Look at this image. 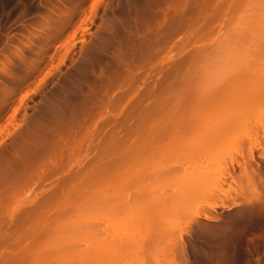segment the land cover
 Returning a JSON list of instances; mask_svg holds the SVG:
<instances>
[{"label": "rangeland", "instance_id": "1", "mask_svg": "<svg viewBox=\"0 0 264 264\" xmlns=\"http://www.w3.org/2000/svg\"><path fill=\"white\" fill-rule=\"evenodd\" d=\"M152 1L153 2H151V0H2V1L0 0V66H1L0 67V97H1L0 98V141L3 142L2 144H0L1 145L0 151L2 153L4 151V153H5V154L4 153L2 154L0 152V155L12 156V154L14 153V150L12 148V146H13L12 143L14 142V140L16 142L17 138H18L17 140H19V138L22 135H25V134L28 135L30 133H31L30 135H38L41 132V130L37 125H35L37 120L38 121L41 120L42 123H44V128L46 129L44 131H47L48 125L53 123L56 118H57V120H60V119H58V117H59V115L61 116V114H62L61 120H63V118L65 116H67L68 112L70 111V108L71 109L76 108L74 106H77V111H76V109H73L70 112L72 113V111L74 112V110H75V112H78V110L81 109V107L84 105V103H85L84 101L89 98L90 94H91L90 97H92V91H94L96 88L100 89L102 87L103 83H102V85H100V84H101V82H104L105 77H106L105 80H107L108 76L111 77L113 74L121 73L122 70L125 69V67L122 66V63L126 65V61H129L127 63L129 65L130 64L133 65L134 64V63H132V62H134L133 50L136 47V45L138 46L139 42L141 43V40H143V38L146 37V36H144L145 32L146 31L149 32L148 31L149 30L148 24L151 23L152 20L155 19L153 21V23H154L155 21H157V18L159 16L160 19L158 18L159 19L158 22L160 21L159 22L160 24L157 22L161 26V30L159 32L162 35L165 32H167V28L164 29L167 26L166 25L167 23L165 21L166 19H164V21H163L162 11L164 9L165 10L170 9V7H171V9L175 8L174 5L176 4V1L178 3V0H175V1L174 0H164V1L163 0H157V1L152 0ZM159 1H160V3H159ZM162 1H163V3H162ZM170 1H171V3H170ZM173 1L175 4L173 3ZM191 1L192 0H190V3H191ZM193 1L195 2L196 0H193ZM166 2H168V3H166ZM261 2H263V0ZM164 4H166L167 6ZM170 4L173 5V8H172V6H170ZM192 4H193V2H192ZM262 4L264 5V3L256 4V5L261 6ZM168 5H169V7H168ZM185 5L186 6H184L182 4V7L176 6V8L178 7V9H179V7H181L180 11H178L177 9L175 11L173 9L175 11V13L171 14L174 16H171L170 18L173 19V17H178L179 12H182L181 9L183 7L187 8L188 4H185ZM161 6H163V8ZM242 6H244V7H242V8L240 7L238 9V12L242 13V14L240 13L241 15H243V13L246 12L244 9L245 5H242ZM258 6H257V8H258ZM142 8H143V10H141ZM157 8L160 10H158ZM246 8H248L247 9V11H248L249 7H246ZM156 9H157V11H155ZM243 9L245 12H242ZM262 9L263 8L261 7V9L259 8L258 10L262 11ZM151 10L154 12H152ZM184 10H186V9L183 8V11ZM153 13H155V14L153 15ZM236 14H237V16H240V14L235 12V14H234L235 19H237ZM145 15H148V17ZM150 16H152L154 18L152 19V17L150 18ZM140 18H142V19H140ZM144 18H146V20L147 19H149V20L146 21ZM170 18H167V20ZM143 19L148 23V24L146 22L143 23V26H145L147 24V26H145L146 28L144 27L145 29H142V27H141L142 23H140V22H142ZM172 19H170V20H172ZM200 21L199 22L197 21L198 22L197 23L194 20L192 23L195 22L196 23L195 27L198 28L199 26H202V24H203V21H201V23H200ZM217 21L218 22L214 23L215 28H216L215 34L212 32V34L210 35L212 37L214 36L213 40L216 41V43L212 40V37L211 38L208 37V40L207 39L201 40V39L196 38V40L194 39L191 44L189 43V45L181 47L183 45V42H181L183 35H185V36H186V34H187V36L191 35L192 30H195L194 29L195 27L192 24L193 25L192 30L187 31L186 29H183L182 31H180L181 33L178 32L174 36L175 38L173 37L174 39H171L170 41H168L169 45H168V43H166V45H164L166 47L162 48L163 51L161 50L163 53L160 51L158 54H156L157 57L154 56V57H151V59H147L148 61L147 60L145 61L146 65H145V63H143L144 66L143 65L141 66L140 72L142 71V67H145V66H146L145 68L147 70H144L145 68L143 69L144 71L141 72V74L144 73L143 75H140V72H139L140 78L138 81L137 80L134 81V78H133V79H131V81L129 80L130 83L126 82L125 84H123L125 87L120 86L119 88L116 89L115 93L111 94L113 96L116 95V97H117V96H120L121 95L120 93H122V92L123 93L125 92V94H126V92H128L127 95H125L126 100L123 98V102L118 103L119 105L113 106V107H116L117 109L116 108L113 109V107L111 106L112 109L114 110L113 115H111L112 118H111V116L109 117V119H111V120H109L107 117L101 118L98 116L97 120H95L96 123L91 124V127L93 126L92 128H95V129L101 130V131H102L101 127H103V125H107V126L103 127L105 129L104 132L107 130L106 131L107 133L105 132L106 135L104 134V132L102 133L104 135H101V134H98L96 136L93 135V138L89 142V144L93 143L94 145H98V142H103V141L105 143V141H106L105 138L109 137V134L112 131V128L114 130L113 126L116 125V127H117L118 122L120 120H123L124 117L126 118V116H127L126 111L128 109L127 106H129V108L130 107L133 108L134 103L136 104V102L146 92L145 88L148 86L147 82H149V76L151 79V76L153 74H154V76L157 73L161 74L162 72L160 71V69L162 68V65H163L162 69L164 70V65H168L169 61H172L174 58L176 59L177 57H178V59L182 58L183 56L188 55L187 53H189V54H190V52L192 53V51H190V50H193V47H195L196 45H198L196 47H199L200 44L205 42V43H208V46H209L210 45L209 42L213 41L214 43L211 42V45L209 46V48H210L212 46V44L213 45L215 44L214 50H212L213 48L211 47L209 49L211 51L209 53H206L207 55L204 56V58L202 57L201 60H203V61L201 63H197V65L199 66L198 67L199 70H200L202 65L205 67V68H202V70L203 69L205 70L207 68L210 71L212 69L211 72H209L208 70H206V72H204V76L207 77V79L210 78V79L206 80V78L203 76V78L206 80V83H207V81H209V83L205 84V85L213 84L214 78H215V80H218L219 79L218 77H220L222 71L223 72L226 71L227 68L233 69L232 66H235L233 61H235V63H236V60L228 59V57L230 58V57H232V55L235 56V54H236V56H237V57L235 56L236 58H239L240 56H243V55L244 56L242 58H244L246 56L247 51L252 46V44L249 45L251 43V42L248 43L249 41H247L246 43L243 42L245 44L244 49H243L244 44H242V42H241L242 45H240V43H238L239 44L238 45V44H234V43L230 44V43L225 42L224 44H220V45L218 44L220 46V48H218V45H216L217 41L220 42L221 38L223 36L227 35V34H224L225 30L226 31H231V30H229L230 28L227 29V26L225 28L226 22H224V26L222 27L223 23H221V20L220 21L217 20ZM161 22H163V23L165 22L164 25H166V26H163V23L161 24ZM257 22L255 23L256 25H258L259 23H262L261 20L259 21L258 24H257ZM135 23H136V25H135ZM137 23L138 24L140 23V26H138ZM154 24L156 25V23H154ZM158 24L156 26L160 27ZM49 25H50V27H49ZM151 25H152V23L150 24V26ZM256 25L254 27H261L262 26L261 24H260V26L259 25L256 26ZM190 26H191V24H190ZM203 26H204V24H203ZM189 27L187 29H191ZM262 27H264V25ZM222 28H224V29H222ZM137 29H138V31H136ZM146 29H148V30H146ZM221 29H222V31H220ZM162 30H165L164 33ZM245 30H246V28H245ZM247 30H248V27H247ZM251 30H252V28H251ZM257 30H259V29H257ZM139 31L140 32L142 31L143 33L141 32V35H140ZM189 32H190V34H189ZM249 32H250V30H249ZM218 33L219 34L223 33L221 38L218 37V36H221V35H218ZM246 33H248V32H246ZM256 33H258V32H256ZM137 35H138V37H137ZM141 37H143V38L141 39ZM186 37L183 38V41H185L184 39ZM227 37L225 36V38H227ZM217 38H219V39H217ZM225 38H223V39L225 40ZM136 39H138L139 41H137ZM131 40H133V42ZM178 41L181 42L182 44L179 45L180 43ZM134 42H136L137 44ZM176 42H178L177 43L179 46L178 48L181 47L180 50L177 48ZM71 44H72V46H71ZM228 44L231 46L230 51H229V47H228V49L226 47V46H228ZM223 45H225V46H223ZM234 45L237 47L241 46V48L243 49V50H241L239 47V49L242 51L240 56L238 54L240 52L239 49H236L237 47L234 48ZM174 46L176 48L175 51H174V49H175ZM216 46H217V48H216ZM221 46L224 47V51H222L223 48ZM67 47H70V48H67ZM141 47H139V48L136 47L135 49L136 50L138 49L137 51H139ZM177 49L179 50V52H176ZM195 49L196 48H194V50ZM232 49L234 51H232ZM246 49H247V51H245ZM122 50H124V51H122ZM172 50L174 51V53H177V55L175 54V56H174V53ZM236 50L238 51V53ZM16 51L18 52V54ZM64 51L65 52L70 51V52L65 53ZM118 51H119V53H121V56H122V54H124L123 55L124 59H122L121 65L119 62V59L121 60V56L118 53ZM125 51H127V52H125ZM170 51L172 53H169ZM186 51H188V52H186ZM116 52H117V54H116ZM223 52H226L227 54L228 53L229 54L227 55L226 53H223ZM131 54H133V55L131 56ZM125 56L127 57V59L132 58L133 61L130 59L129 60L125 59L126 58ZM212 56H214V57H212ZM219 57L224 60L223 61L224 63L221 62L222 60L220 61V63H217V62H219V59H220ZM113 60H114V62H113ZM124 60H125V63L123 62ZM149 60L150 61L152 60V62H154V63L150 62L151 65L156 63L155 65L160 66L159 67L160 69L158 67L156 68V66L150 67L149 66L150 64H148ZM116 62L117 63L119 62L118 64L121 66V68L123 67L121 70H120V67L118 68V66H116V65H118ZM166 62H168V63L166 64ZM147 64H148L149 68L147 67ZM217 64H219V65H217ZM220 64H221V66H220ZM111 65L113 67H111ZM114 65H115V67H114ZM224 65H227V67L226 66H225V68L222 67ZM215 66H216V69H215ZM236 66H239V65L236 64ZM100 67H101V69H100ZM126 67H127V65H126ZM208 67L211 69H209ZM217 67H218V70H217ZM112 68H113V70H114V68H116V70H115L116 73H114ZM156 69L158 70L157 73L155 71ZM132 70H134L133 66H132ZM199 70H198V73L199 72L203 73L201 70L200 71ZM213 70H214V72H213ZM215 70H217V71H215ZM101 71H102V74H101ZM227 71L224 73V75L226 73L231 72V70L230 71L227 70ZM108 72L111 73V76ZM159 72H161V73H159ZM215 72L217 74H220V75L216 76ZM219 72H221V73H219ZM206 73H208L209 75ZM213 73H214V76L210 77V74L213 75ZM103 74L104 75L107 74V75L104 77ZM224 75L222 74L221 77ZM89 77H91V78H89ZM95 77L101 78L102 80L101 79L98 80L96 78L97 81H99L100 86H98V83L97 84L95 83L98 87H96V88L94 87V90H93L91 87L94 86L93 84L95 81H93V80H95ZM212 77H214V78L212 79ZM145 82L147 84H145ZM90 85H92V86H90ZM84 86H86V87H84ZM207 87H210V86H207ZM83 89L84 90L87 89L88 91L87 90L84 91ZM118 91H119V93H118ZM65 92H66V94H65ZM72 92H74V93H72ZM81 92H84V94H82ZM129 92H130V94H129ZM3 93H5L4 96H3ZM76 93H79V94H76ZM86 93L87 94L89 93V95H87ZM110 93H112V92H109V94ZM8 94H9V96H8ZM83 95H84V97H83ZM5 96H7V97H5ZM85 96L86 97L88 96V97L85 99ZM93 96H94V94H93ZM64 98H66V99H64ZM24 99H25V101H24ZM83 99H84V101H83ZM61 100H64V101H61ZM79 100H81L80 103L84 102V103H82L83 105L81 104L82 106L81 105L78 106V104H80V103H78ZM53 103H55V104H53ZM63 103H65V104H63ZM110 103H111V101H110ZM21 105H23V106H21ZM71 105H72V107H71ZM144 106H145V104H144ZM46 107H47V109H46ZM48 107L50 108L49 110H48ZM19 108H20V110H19ZM51 108H52V110H51ZM53 110H54V112H53ZM255 110L257 111L259 109H257V108L252 109V114L250 112H248V114H250V116L247 114L246 110L242 111V109L239 111L238 110L236 111L239 113L234 112V113H230V114L221 116V119L223 117V120H221L222 122H221L220 126L222 128L224 127L223 128L224 130L221 128L222 131L217 130V131H215L216 133L214 131H212L215 134H211V131L207 132L206 130L203 131V129H200V130H198L199 132H197L198 135H193V134L191 136L187 135V137H189V140L192 139L191 142L190 141L189 142L191 144L195 145L194 151L192 150L193 154L196 155V154L200 153V151H202L203 149L205 150V148H206V150H209V151H207L208 152L207 155L205 153H201L200 155L198 154L199 156H201L202 159L205 157V159H203V160H201V158L199 159L196 155V157L198 158L197 161L200 160V162H198V164H197V161H196V163L194 161V160H196L195 155L191 154L194 159L192 158L191 155L189 156L191 159L190 164L189 163H187L189 165L186 164V162H188L187 160L185 161V164H182V163H184L182 160L181 166L179 167V165H177V167H176L175 171H178V172L174 171L173 173H170L172 177L169 176V173L164 172L163 175L164 174L165 175L167 174V175L161 177L162 179H164L163 181H161V179L159 181L154 180L156 182L152 181V182H150L151 184L149 182H145L144 184L149 183L150 185L146 184L147 187L145 186V187H143L144 189L142 188V190L138 194L139 197L134 198V189L132 190V188L120 189V191L122 190L121 193L119 192V189H118V191L116 190L115 193H112V194H114V196L110 195V196L114 197L113 202L116 205L113 204V202L110 203V201L107 200L106 202H109V203H105V204H107L106 208H103L102 206H99V207L96 206L97 210L99 208L100 209L98 211H96V207H95L94 210L96 212L94 214L96 217H98V219L100 221L103 220V221H101L102 223H100V221L98 220V222L102 225V226H100V227H102V229L100 228L101 230H98V234H97L98 236L93 234V231L89 232L95 236L94 237L95 239L93 238L92 235H91L92 236L91 238H89L87 236L88 239H90V240H88L86 237H85L86 239H84V238H81V236H79V238H80L79 242L80 243L85 240L84 242H86V243L92 242L93 245L103 246L104 244L100 241L99 238H101V240H103V241H106V239L110 236V233L113 236V234L116 233V230L118 232L122 228L121 225L123 226L125 222H126L125 223L126 225H124V226H125V229H127V230L123 229L124 226L122 229L125 230V232L129 231V235L127 234L128 235L127 237L131 236V238H128L129 241L124 239L123 240L124 242H122V239L126 238V236L123 235V234H125L123 232V230L119 231L121 233L123 232V234L121 235L122 239L118 238L120 240L119 244H117L118 242H115V240H114L113 242L108 243L106 245V246L111 247V249H109V250L113 249L112 253L110 254V252H109L110 255H108V256L104 255L103 257H99L100 259H97L96 261H94L93 264H264V134L261 131L258 132L255 128V125L250 122V121L255 122V119L259 120L260 118H261V120H263L264 117L258 118V115H260V114H257V113H256V115H254ZM57 112H60V113L57 114ZM66 112H67V114H66ZM25 113H27V114H25ZM42 114L44 116H42ZM26 115H27V117H26ZM50 115H51V117H49ZM68 115L70 116V114H68ZM263 115H261V116H263ZM69 116H67V118L65 117L64 119L69 120L71 118V116L70 117ZM226 116H228L229 119ZM233 116H235L234 118H238L237 121H236V119L232 120ZM245 116L247 117V119L245 118ZM114 117H115L116 121L113 119ZM230 117H232V119ZM25 118L27 121L25 120ZM47 118H48V120H47ZM49 118H50V120H49ZM129 118L132 119L131 117H129ZM42 119H44V120L46 119L45 122ZM214 119H216V118L214 117ZM217 119H216V121L219 120V119L218 120ZM230 119L233 121L232 123L235 124L237 122L238 126L240 125L239 127H237V131H235L236 127H233V126H236L237 124L231 125ZM150 120H148V122ZM240 120H241V122H240ZM246 120H248L250 126L248 125V122ZM38 121H37V123H39ZM46 121H48V124ZM132 121L136 122L135 119H132L131 122ZM6 122H7V124H6ZM29 122H30V124H29ZM115 122H116V124H115ZM129 122H128L129 125L134 124L133 122L132 123H129ZM14 123H16V127H15ZM25 123H27V124H25ZM101 123H102V125H101ZM228 123L230 124V126ZM240 123H243V124H240ZM129 125H127V127L125 128L126 130H129L130 127L132 126L131 125L130 127H128ZM13 126L16 129L19 128L17 126H20L21 129L19 128L20 130H16V129H14ZM227 126H229V128ZM252 126H254V127H252ZM232 127H233V129H232ZM37 128H39V129H37ZM44 128L42 127V129H44ZM234 128H235V130H234ZM1 129L3 130L2 133H1ZM34 129L38 130V131L36 130L37 133L35 132ZM226 129L228 130V132ZM230 129H232V132H230ZM252 129H254V130H252ZM11 130H12V132H11ZM260 130H262V129H260ZM17 131H19V133ZM44 131H43V133H46ZM201 131H203V132H201ZM9 132H11V134ZM249 132L250 133L252 132V133L250 134ZM6 133H8V134L6 135ZM12 133L14 135H12ZM43 133L41 132L38 136H40ZM204 133L205 134L209 133L210 134L209 137L211 136V138L213 137L214 139L213 138L211 139L208 137L209 138V141H208V139L206 137L208 135L206 134V136L203 137ZM225 133H226V135H225ZM18 134H20V136H18ZM110 136H112V135H110ZM192 136H193V138H192ZM116 137H117V135H116ZM194 139H195V141H194ZM201 139L203 141V147L200 146V143L202 142V141L200 142ZM213 140H214V142H213ZM99 145H101V143H99ZM201 145H202V143H201ZM199 146L203 149H201ZM207 146H210V149ZM6 148L9 150H7ZM84 148L85 149H84L83 153L87 152V154H86V155H88L87 157L93 156V154L96 153V151H97V149L94 148V146H92V148H91V149L94 148L93 151L92 150L90 151V148H89V150L86 151L87 144H86V146H84ZM198 148H200L201 150L199 149V151H198ZM196 149H197L198 153H196V151H195ZM215 154H216V156H215ZM211 156H213V157H211ZM84 158L83 159L86 161L85 156H84ZM213 158H216V159H213ZM190 159H188V160H190ZM208 159L212 160V161L208 162ZM87 160H88V158H87ZM206 160L208 163L206 162ZM192 161H193V163H192ZM71 162L70 163L68 162L67 166L64 165L66 167H62V168L56 170L54 172L53 176L48 175L46 178L49 177V181H47V179L45 178L46 180L43 179V182L38 180L39 182L37 184H32L33 187L31 186L32 188L28 189L29 191L27 192V194L22 195V202H23L22 208H20L19 211L17 210V214L22 210H26V208L27 209L30 208L29 206L33 205L34 202H36L37 200L41 201L43 199L42 196L45 197L49 191L51 192L56 187V185L60 183V181L62 183H64L63 182L64 180L62 181V179L63 178L66 179V177H69L68 176L69 172L71 173L73 168L75 169L77 167L76 162L75 163H73V162L71 163ZM210 162H211V164H210ZM205 163H207L210 166H208V167H207V165L205 166ZM201 167L205 168V169H201ZM180 168H182L181 169L182 173L185 171V173L182 174L184 176H181V172L179 171ZM187 170H188V172H187ZM2 172L0 171L1 177L3 176ZM186 172L188 173L187 175H186ZM201 172H202V174H201ZM174 173L175 174L177 173V174L173 175ZM196 173H198V174H196ZM174 176L175 177L181 176V177H179V178L176 177L178 179L176 181V178ZM201 176L203 179L201 178ZM164 177H166V179ZM198 177L200 180L197 182ZM204 177H206V178H204ZM168 178L170 179V181ZM179 179L182 181H180ZM211 180H212V182H211ZM44 181H46V182H44ZM167 181H168V183L165 184V182H167ZM194 182L198 183V184L196 183V185H198L199 187L198 186H196V187L198 189H201V191H200L201 193L198 191L197 188H195L194 191L192 188L190 189V186H192L194 184ZM62 183H60V184L63 185ZM171 183L173 186L171 185ZM174 183H176V184H174ZM115 184H118V183H115ZM209 184H211V186H209ZM152 185L155 187H153ZM168 185L172 186V188H170ZM158 186H160L162 188V191H161V188ZM188 186H189V190H191L193 193L195 192L198 194H195V193L191 194V192L189 194L188 193L189 190L187 189ZM152 187H153V189H152ZM146 188L148 189V191L145 190ZM126 191H128L129 195L126 193ZM117 192H118V194H116ZM149 192H150L149 195H151L153 197H151V196L147 197L148 196L147 194ZM119 194H121V195H119ZM124 194L127 196H125ZM179 195L181 197H179ZM35 196H36V198H35ZM116 196H117V198H116ZM124 196H125V198H124ZM144 196H146V197H144ZM191 196L192 197L195 196V197L192 198ZM126 197H127V199H126ZM39 198H42V199H39ZM120 198H122V199H120ZM157 198H159V199H157ZM187 198H189V199H187ZM191 198H192V202H191V207H190V203L188 204V202H190L189 200ZM143 199H144V201H143ZM182 199H184V200H182ZM121 200H123V201H121ZM139 200H140V202L137 203L136 201H139ZM160 200L163 203H161ZM195 200H196V203H195ZM124 201H125V203H124ZM174 201H176L177 203H174ZM178 202H180V203H178ZM208 203H210V204H208ZM214 203H215V205H214ZM36 204H38V203L36 202ZM105 204H104V206H105ZM109 204H110V206H108ZM157 204H158V207H156ZM162 204H165V205L162 206ZM153 205H156V206L154 207ZM26 206H28V207H26ZM33 206H35V204ZM111 206H113V207H111ZM171 206H172V208H171ZM184 206H186V207L184 208ZM198 206H200V207H198ZM205 206L209 207L210 209H206L207 207H205ZM159 207H161V208H159ZM165 208L168 209L169 212H166L167 210ZM203 208H205V209H203ZM211 208H212V211H210ZM109 209H110V211L111 210H113V211L110 212ZM159 209L162 211L161 214H163V215L159 214L160 213ZM153 210H155V211H153ZM171 210H173V211H171ZM99 211L100 212H102V211L103 212L104 211L109 212V215H108V213H105V212H104V215H100V213H98ZM198 211H203V212L205 211L206 213L207 212L208 213L205 215H202L200 217H197L195 215ZM10 212H12V210ZM148 212H149V214H148ZM163 212L166 214L164 215ZM156 213H158V214H156ZM94 214H93V216H94ZM152 214L154 215L155 218L157 216L158 217L156 219H154ZM191 214H193V216ZM6 215L8 218H10L11 222L9 221V224H7L6 226L4 225L3 227L8 228L10 226V224H12V222L16 221V219L12 220L11 213L10 214L8 213ZM194 216H195V218H193ZM149 217L151 219H149ZM8 218H6V219H8ZM117 220L120 222H118ZM133 220H135L136 222L135 221L132 222ZM111 221L112 222L115 221V222H113L114 225L112 224ZM95 222H97V220ZM95 222H93V223H95ZM121 222H123V223H121ZM99 223H95V225L97 224L99 226ZM14 224H12V225H14ZM118 224H119V226H118ZM12 225L10 227H12ZM88 225H87V227H90ZM97 225H96V227H98ZM91 226H92V223H91ZM110 226H111V229H110ZM126 226H127V228H126ZM3 227L1 226L0 229ZM93 227H92V229H94ZM108 227H109V231H111V232L110 233L107 232V233H109L107 235L108 236L107 237L106 233H104L107 230L103 232V228L108 229ZM112 227L114 228V230ZM134 227L136 229H134ZM138 227H139V229H138ZM146 228H147V230H146ZM4 229H3V231H4ZM130 229H134L133 231L136 234L135 233L132 234L133 232ZM86 231H89V230L86 229ZM138 231H140V232H138ZM119 232L117 233V235H119L117 237H120ZM94 233H95V231H94ZM0 234H2V230H0ZM101 234L102 235L104 234V235L101 237L100 236ZM140 234L143 236H141ZM134 235H137L138 239ZM104 236H106V237H104ZM132 236L135 237V239ZM110 238L111 237H109L108 240ZM75 242H77V241H75ZM92 243L90 244L91 246H92ZM115 243L119 246L120 250L116 249L117 245ZM113 244H115V246ZM84 245H85V243H84ZM74 246L76 247L77 243ZM106 253H108V251Z\"/></svg>", "mask_w": 264, "mask_h": 264}, {"label": "bare ground", "instance_id": "2", "mask_svg": "<svg viewBox=\"0 0 264 264\" xmlns=\"http://www.w3.org/2000/svg\"><path fill=\"white\" fill-rule=\"evenodd\" d=\"M163 1H162V3H163ZM174 1H173V3H174ZM261 1L262 0H196L194 2L192 0L190 3V0H178V3L176 1L177 5L175 3H174L175 5L172 3L175 8H173V5L170 4V6H172V8L175 11H176V9L178 11H180L182 4L184 6H186L185 4H188L189 6L187 5V8L183 7L186 10L183 11V8H182L181 9L182 12H179V16L173 17V19L170 17L174 16L171 14L175 13V11L173 9H171V7H170V9H167V10L164 9L163 10L164 12L162 11L163 21H164V19H166L165 21L167 23L166 24L167 26H166V25H164L165 22L164 23L161 22V24L163 23V26H166L165 28L164 27L163 28L164 29L167 28V32H165V33H164L165 30H162L164 33L163 35L160 34V32H159L161 30V26L159 25L160 21L158 22V20L160 19L159 16H158L159 19L156 17L157 21H155L154 23H156V25L159 23L158 25L160 27L156 26L153 23V21L155 19L151 21L152 25L150 26L151 23L148 24L146 22L149 19L146 20V18H144L146 21L143 19L142 22H140V23H142L141 27H142V29H145L146 28L145 26H147V24H148L149 30L148 29H146V30H148L149 32L146 31L148 34L145 32L144 36H146L145 37L146 39L141 37V39L143 38V40H141V43L139 42V44H138L139 47L142 46L139 51H137L138 49L137 50L135 49L136 47L137 48H139V47L136 45L137 43L134 42V43H136L135 44L136 47L133 50V52H134L133 53L134 54V56H133L134 62H132V63H134L133 65H131V64L129 65L127 63L129 61H126V65H127V67H126V65L122 63V59H124L123 58L124 54H122V56H121V53H119V51H118V53L121 56V60L118 58L120 65L122 63V66L125 67V69L122 70L121 73L113 74L112 76H111V73L108 72L111 77L108 76L107 80H105V78H106L105 76L107 74L104 75L105 74L104 73L103 76L105 78H104V82H101V84H100V85H102V83H103L102 87L101 88L99 87L100 89H97L96 87L100 86L99 81H97V79L100 80L101 78L95 77V80H93V81H95L93 84L94 86L90 85V86H92L91 88L93 90H94V87L96 88L94 91L91 90L92 91V97H90L91 96V94H90V96H89L90 99L88 98L85 101L83 99V101L85 103L84 102L80 103L81 100H79L78 103H80V104H78V106L81 105L82 103H84V105L83 104H82L83 106L81 105L82 106L81 109H79L80 107L78 108L79 109L78 112H75V110H74L75 113L73 111H72V113L70 112L73 109H76V111H77V106H74L76 108H72V109L69 107L70 113L67 111L68 114H70V116H71V118L69 120L64 119L65 117L67 118V116H69L67 114V112H66L67 116L64 115L65 117L63 118V120H61L62 114H61V116L59 115L58 119H60L61 121L57 120V118H56L53 123L48 125V127H47L48 132L44 131V130H46L44 128V123H42L41 120L40 121L37 120L39 123H37V121H36L35 125H37L40 128L42 133H43V131L46 133H43L40 136H38V135L41 132L38 135H30L31 133L28 135L25 134V135H22L19 138V140H17L18 139L17 138L16 142L14 140V142H13L14 144L12 143V145H13L12 148L14 150V153L12 154V156L0 155V171L4 172V173L2 172L3 176L2 177L0 176V225L3 227L4 225L6 226L7 224H9V221L11 222L10 218H8L6 215L8 213L9 214L11 213L12 220L16 219L15 222H12V224L15 223L14 225L10 224V226L12 225V227H10V226H9L10 228L9 227L8 228L3 227L0 229V230H2V234H0V264H93L94 261H96L97 259H100L99 257H103L104 255H106V256L110 255L112 253L113 249L109 250V249H111V247L106 246L108 243H111L115 240V242H118L117 244H119V242H120L119 239H122L121 235L123 234V232L125 233L123 235H125L126 238H123L122 242H124L123 241L124 239L129 241L128 238H131V236L127 237L129 235V231L125 232V230H127V229H125V226H124V225H126L125 224L126 222L123 225L124 228L121 225V227L125 230H123L121 228L119 231L123 230V232L121 233L118 231L121 238L117 237V236H119V235H117V233H118L117 230H116V233H114V234L112 233L113 234V236H112L110 233L111 231H109V227H108V229L103 228V232L107 230L106 232H104V233H106V236L110 233L109 237H111L108 240L109 237L107 236L108 238L106 239V241H103V240H101V238H99L100 241L104 244L103 246L93 245L92 242H91L92 243V246H91L90 245L91 243L90 242L86 243V242H84L85 240L82 241L81 243L79 242L80 241L79 236H81V238H84V239H86V238L88 239V237L91 238L92 236L94 238L95 236L93 234L97 235L98 230L102 229V227H100V226H102L100 223H102L101 221H103V220L100 221L98 219V217H96L94 214L96 211H98L100 209L99 208L97 210L96 206H98V207L102 206L103 208H106L107 204H105V203H109L106 201L108 200V201H110V203H112L113 199H114V197H113L114 194H112V193H115L116 190L118 191V189H119V192L121 193L122 190L120 191V189L132 188V190L134 189V198L139 197L138 194L140 193L142 188L145 187L147 184V183L144 184L145 182L150 183L154 180L159 181L160 179H161V181H163L164 179H162L161 177L167 175V174L163 175V173L164 172L169 173V176H171L170 173H173L176 170L177 165H179V167L181 166L182 160L184 162L182 164H185L186 160L188 161V162H186V164L187 163L190 164L191 159L189 156L191 154L195 155V154H193V151L195 149L194 148L195 145L190 143L192 139L189 140V137H187V135H190V136L192 134L198 135L197 132H199L198 130H200V129H203V131L206 130L207 132L211 131V134H215L216 133L215 131L221 130V128H222L220 126V124L222 122L221 120H223V117L221 119V116H224V115H227L230 113H234L237 110L239 111L241 109H242V111L246 110L247 114H248V112H250L252 114V109L257 108L259 110H257V111L255 110L254 115H256V113H257V114H260V115H258V118L264 117V115H263L264 114V27H262L264 25V5L263 4L261 6L256 5V4L264 3V0H263V2H261ZM151 2H153V1L151 0ZM192 2H193V4H192ZM159 3H160V1H159ZM166 3H168V2H166ZM170 3H171V1H170ZM164 5H166V4H164ZM242 5H245L244 9L246 11L245 12L244 9L242 10V12H245V13H243V15H241L242 14L241 12H240L241 14L238 12V9L240 7L241 8L244 7ZM176 6H181V7H179V9H178V7L176 8ZM257 6H258V8H257ZM161 7L163 8V6H161ZM168 7H169V5H168ZM246 7H249L248 11H247L248 8H246ZM261 7L263 9H262V11H259L258 9L259 8L261 9ZM157 9L155 11H157ZM141 10H143V8ZM158 10H160V9H158ZM152 12H154V11H152ZM235 12L240 14V16H237V14H236L237 19H235V15H234ZM154 14L155 13H153V15ZM145 16L148 17V15H145ZM151 17L152 16H150V18ZM153 18L154 17H152V19ZM167 18H170L172 20H170V19L167 20ZM140 19H142V18H140ZM194 20L196 22L197 21L199 22L200 20L203 21L204 26L202 24L203 27L199 26L198 28H196L195 27L196 23L195 22L192 23ZM217 20H219V21L221 20V23H223V25L221 24L222 27L224 26V22H226L225 28L227 26V29L230 28L229 30H231V31L225 30V33H224V34H227L225 36L226 37L228 36L229 38L228 37L225 38V36L222 37L223 33L219 34L220 33L219 32L218 35H221V36H218V35L217 36L219 38H221V37L222 38H221L220 42L217 41L216 45L224 44L225 42L230 43V44L231 43H234V44L240 43V45H242V44L246 43L247 41H249L248 43L251 42L249 45L252 44V46L250 47V49L248 51H247V49L245 50V51H247L246 56L244 58H242L244 55L242 54L243 56H240V54L242 52L241 50L244 49L245 44L243 45V49L241 48V46H239L241 50L239 49V47L234 45V48L237 47L236 49H239V51H240L239 53L237 50L236 51L240 57L238 56L239 58H236L237 56H236V54H235L236 52H235L234 54L236 57L232 55V57H230V58L228 57V59L236 60V63H235V61H233V62L235 64V66H236V64L239 66H236V67L232 66L233 69L227 68V70H229V71L231 70V72L226 73L225 75H224V73L227 70L224 72L221 70L222 73L221 72H219V73H221V75L222 74L224 75L222 77L220 74H217L215 72L216 76L220 75V77H218L219 79L215 80V78L212 77V79L214 78L213 84L205 85V84L209 83V81H207V83H206V80L210 79V78L207 79V77L204 76V72H206V70H208V69L206 68L205 70L204 69L202 70V68H205L202 65L200 70L203 73H201V72L198 73V70H199L198 67L199 66L197 65V63H201L203 61V60H201L202 57L204 58V56L207 55L206 53H209L211 51V50H209L211 47L213 48L212 50H214L215 44L214 45L212 44V46L209 48V46L211 45V42L216 43V41L213 40L214 36L212 37L210 35L212 34V32L215 34L216 28H215L214 23L218 22ZM260 20L262 23H259ZM201 21H200V23H201ZM145 22L147 24L146 25L144 24L145 26H143V23H145ZM256 22H257V24L259 23L258 24L259 26H260V24L262 26L261 27H254L256 25L255 24ZM140 23L139 24L137 23L138 26H140ZM190 24H191V26H190ZM192 24L194 25L195 30H192V28H193ZM135 25H136V23H135ZM258 25H256V26H258ZM49 27H50V25H49ZM188 27L191 29H187ZM247 27H248V30H247ZM245 28H246V30H245ZM251 28H252V30H251ZM183 29H186L187 31L192 30V32H191V35L187 36V34H186V36L188 38L185 35H183V38L186 37L184 39L185 41H183V38L181 37L182 38L181 42H183V45L181 47L187 46V45H189V43L191 44L194 39L196 40V38L201 39V40L202 39L208 40V37L209 38L212 37V40L214 42L208 41L210 43L209 46H208V43H205V42L200 44L199 47H196V46H198V45H196L195 47H193V50H190V51H192V53L191 52H190V54L187 53L188 55H185L186 54L185 53L184 54L185 56H183L182 58L178 59V57L176 56L177 57L176 59L174 58L172 61H169V63L166 62V64L168 63V65H164V70L162 69L163 65H162V68H161L162 70H161L159 68L160 66L155 65L156 63L151 65L150 62H152L153 59L151 61L149 60V63L147 62L148 64H150L149 66L150 67L156 66V68L158 67L162 73L159 72L161 74H158L157 73L158 70L156 69L155 71L157 73L156 74L157 76L156 75L154 76V74H153L151 76V79L149 76V82H147L148 84L145 82V84H147L148 86L146 85L147 87L146 88L144 87L146 89V92L141 96V98L139 97L140 99L137 102L135 101L136 104L134 103V105H133L134 107L132 106L133 108L130 107L131 108L130 109L129 106H127L128 109L126 111L127 112L126 118L124 117L123 120H120V119H119L120 121L118 120L119 121L118 126L117 127H116V125L113 126L114 130L112 128L113 132L112 131H111L112 133L110 132V134H109L110 138L109 137L105 138V140H106L105 143H104V141L98 142V145H94L93 143H92L93 144L92 145L90 143L92 146H94V148L97 149V151H96V153L93 154V156H91V157L89 156L90 158L87 157L88 156V155H86L87 152L83 153V151L85 149L84 146H86V144H87L86 151L89 150V148H90V151L91 150L93 151L94 148L91 149L92 146L89 144V142L93 138V135H95V136L98 134H101V135L105 134L106 135V133H107L106 132L107 130L105 131L106 132L105 133L104 132L105 129L103 128L107 125H103V127H101L102 128V131H101V130H97L95 128H92L93 126L91 127V124L96 123L95 120H97L98 116L101 118L107 117L109 119V117L111 115H113V111H114L113 109L116 108L113 106L119 105L118 103L123 102V98L125 99V95H127L128 92H126V94H125V92L124 93L122 92V93H120L121 95L117 96V97H116V95L113 96L111 94L115 93L117 88H119L120 86H124L123 84H125L126 82H129V80L131 81V79H133V78H134V81L135 80L138 81L140 78L139 72L141 70V66L143 65V63H145V61L147 59H151V57H154V56L157 57L156 54H158L162 50L163 47L164 48L166 47L164 45H166V43H168V41H170L171 39H174L175 38L174 36L178 32L182 31ZM222 29H224V28H222ZM222 29L220 31H222ZM257 29H259V30H257ZM249 30H250V32H249ZM136 31H138V29ZM141 32H140V35H141ZM246 32H248V33H246ZM256 32H258V33H256ZM189 34H190V32H189ZM137 37H138V35H137ZM219 38H217V39H219ZM223 38H225V40ZM138 39H136V40L139 41L140 39L139 40ZM131 41L133 42V40H131ZM178 42H176V44ZM181 42H179L180 43L179 45L182 44ZM241 42H242V44H241ZM168 45H169V43H168ZM219 45H218V48H220ZM225 45H223V46H225ZM71 46H72V44H71ZM176 46H177V48L179 47L178 44ZM70 47H67V48H70ZM226 47H227V49L229 47V51L231 50V48H230L231 46L229 44ZM174 48H175V46H174ZM180 48H178V49L180 50ZM194 48H196V49L194 50ZM216 48H217V46H216ZM222 48H223L222 51H224V47H222ZM178 49L176 52H179ZM233 49H232V51L235 50V49L234 50ZM175 50H176V48L174 49V51ZM122 51H124V50H122ZM174 51H173V53H174ZM67 52H65V53H67ZM125 52H127V51H125ZM186 52H188V51H186ZM169 53H172V52L170 51ZM223 53H226V52H223ZM17 54H18V52H17ZM116 54H117V52H116ZM133 54H131V56ZM175 54L177 55V53H174V56H175ZM212 57H214V56H212ZM125 59H127V57ZM129 59L132 60V58H129ZM129 59H127V60H129ZM220 61L223 62L224 60L220 58L219 62H217V61L216 62L220 63ZM113 62H114V60H113ZM123 62L125 63V60ZM152 63H154V62H152ZM148 64H147V67H148ZM221 64H220V66H221ZM120 65L118 64L116 66H118V68L120 67V70H121L123 67L121 68ZM145 65H146V63H145ZM217 65H219V64H217ZM132 66L134 67V70H132ZM225 66L227 67V65H224L222 67L225 68ZM101 67H100V69H101ZM111 67H113V66L111 65ZM114 67H115V65H114ZM145 67H142V71L147 70ZM209 69H211V68H209ZM215 69H216V66H215ZM112 70H113V68H112ZM115 70H116V68H114V70H113L114 73H116ZM211 70L210 71L208 70V71L211 72ZM217 70H218V67H217ZM217 70H215V71H217ZM141 72H140V75H143L144 73L141 74ZM213 72H214V70H213ZM101 74H102V71H101ZM206 74H208V73H206ZM203 76L206 78V80L203 78ZM211 76H214V73H213V75L210 74V77ZM89 78H91V77H89ZM95 83L96 84L98 83V86ZM207 86H210V87H207ZM84 87H86V86H84ZM87 89H85V90L83 89V90L86 91ZM109 92H112V93L109 94ZM72 93H74V92H72ZM81 93L84 94V92H81ZM118 93H119V91H118ZM4 94L5 93H3V96H4ZM65 94H66V92H65ZM76 94H79V93H76ZM93 94H94V96H93ZM129 94H130V92H129ZM87 95H89V93ZM8 96H9V94H8ZM5 97H7V96H5ZM83 97H84V95H83ZM87 97L85 96V99ZM64 99H66V98H64ZM24 101H25V99H24ZM61 101H64V100H61ZM110 101H111V103L112 102L113 103L111 104ZM53 104H55V103H53ZM63 104H65V103H63ZM144 104H145V106H144ZM72 105H71V107H72ZM21 106H23V105H21ZM111 106L113 107V109ZM46 109H47V107H46ZM49 109L50 108L48 107V110ZM19 110H20V108H19ZM51 110H52V108H51ZM54 110H53V112H54ZM59 113L60 112H57V114H59ZM236 113H239V112H236ZM25 114H27V113H25ZM248 115L250 116V114H248ZM261 115H263V116H261ZM42 116H44V115L42 114ZM26 117H27V115H26ZM49 117H51V115ZM129 117H131L132 119H135L136 122L132 121L134 124L129 125L128 124L129 121H130L129 123H132L131 122L132 119H130ZM214 117L216 119L218 118L219 120L217 119L218 121H216V119H214ZM226 117H228V116H226ZM234 117L235 116H233V119H232V117H230V118L232 120L236 119V121H237L238 118H234ZM111 118H112V116H111ZM245 118L247 119L246 116H245ZM113 119L115 120V117ZM228 119H229V117H228ZM25 120H26V118H25ZM42 120L45 122L46 119L45 120L42 119ZM47 120H48V118H47ZM49 120H50V118H49ZM109 120H111V119H109ZM148 120H150V121L148 122ZM232 120H231L230 124L231 125L237 124L236 126H233V127H236V130H235V128H234V130L237 131V127H239L240 125L238 126L237 122L235 124L232 123L233 122ZM246 121L248 122V120H246ZM263 121H264V119L261 120V118H260L259 120L255 119V122L254 121H250V122L255 125V128L258 132L261 131L264 134V122ZM7 122H6V124H7ZM46 122L48 124V121H46ZM240 122H241V120H240ZM14 124L16 127V123H14ZM25 124H27V123H25ZM29 124H30V122H29ZM115 124H116V122H115ZM230 124H229V126H230ZM240 124H243V123H240ZM101 125H102V123H101ZM127 125H129L128 127H130L132 125L129 130L125 129L127 127ZM248 125H249V122H248ZM20 126H17V127L20 128ZM229 126H227V127L229 128ZM15 127H14V129H16ZM42 127L44 129H42ZM233 127H232V129H233ZM252 127H254V126H252ZM19 128H17L16 130L21 129V128L20 129ZM39 128H37V129H39ZM37 129H34L36 133L38 131ZM232 129H230V132H232ZM260 129H262V130H260ZM252 130H254V129H252ZM2 131L3 130L1 129V133H2ZM203 131H201V132H203ZM212 131H214L215 133ZM11 132H12V130H11ZM11 132H9V133L11 134ZM17 132L19 133V131H17ZM103 132H104V134H102ZM227 132H228V130H227ZM13 133H12V135H14ZM226 133H225V135H226ZM7 134L8 133H6V135ZM206 134L208 136H206ZM206 134L204 133L203 137L206 136L208 141H209V138H211V136L209 137V135H210L209 133H206ZM110 135H112V136H110ZM116 135H117V137H116ZM18 136H20V134H18ZM192 138H193V136H192ZM195 139H194V141H195ZM201 141H202V139L200 140V142ZM213 142H214V140H213ZM2 143L3 142L0 141V144H2ZM99 143H101V145H99ZM201 143H202V145H201ZM201 143H200V146L203 147V141ZM0 147H1V145H0ZM207 147H209V149H210V146H207ZM200 148H198V151ZM201 149H203V148H201ZM7 150H9V149H7ZM203 150L200 151V153L197 152V149L195 151L199 155L201 153H205L207 155L208 154L207 151H209V150H206V148H205L206 151L204 150L205 152ZM3 153H4V151H3ZM198 154H196V155L200 159L201 156H199ZM196 155H195V157H196ZM84 156L86 157V161L84 160L85 159ZM215 156H216V154H215ZM197 157H196V160H194L195 163L198 159ZM211 157H213V156H211ZM87 158H88V160H87ZM192 158H193V156H192ZM188 159H190V160H188ZM203 159H205V157ZM203 159L201 158V160H203ZM213 159H216V158H213ZM71 161L73 163L76 162L77 167L75 169L73 168L71 173L69 172V174H68L69 177H66V179H64V178L62 179V181L64 180L63 182L66 185L60 181V183H62L63 185H61L60 183L57 184L56 187L54 189L52 188L53 190L51 192L49 191L45 197L42 196L43 199L39 198V199H42L41 201H38V200L36 201L38 204H36V202H34L35 206H33L34 205L33 204V205L29 206L30 208H28V209L26 208L28 206H26L25 207L26 210H22L17 214V210L19 211V209L22 208V204H23L22 195L27 194V192L29 191L28 189H31L33 187L32 184H37L39 181L43 182V179H45L48 175L53 176V174L56 170H58L62 167H66L67 163L68 162L70 163ZM209 161H212V160L208 159V162ZM198 162H200V160L197 161V164H198ZM206 162H207V160H206ZM192 163H193V161H192ZM207 163H205V166L206 165H207V167L210 166ZM189 164H187V165H189ZM210 164H211V162H210ZM64 165H66V166H64ZM181 169L182 168H180V170L179 169L178 170L181 172ZM201 169H205V168L201 167ZM175 172H178V171H175ZM187 172H188V170H187ZM187 172H186V175L188 174ZM183 173H185V171ZM183 173L181 172V176H184V175H182ZM176 174L174 173L173 175H176ZM196 174H198V173H196ZM201 174H202V172H201ZM181 176H179V177H181ZM176 177H178V176H176ZM164 178L166 179V177H164ZM201 178H202V176H201ZM204 178H206V177H204ZM46 179H47V181H49V177ZM170 179H169V181H170ZM197 179H198L197 180V182H198L200 179H199V177ZM177 180L178 179L176 178V181ZM180 181H182V180H180ZM44 182H46V181H44ZM154 182H156V181H154ZM211 182H212V180H211ZM115 183H118V184H115ZM149 183L147 185L151 184V183L150 184ZM166 183H168V181L165 182V184ZM176 183H174V184H176ZM196 183L194 182V184L192 186H190V189L192 188L193 191L195 190V188H197L196 186H198V185H196ZM171 185H172V183H171ZM160 186H158V187H160ZM172 186H169V187L172 188ZM209 186H211V184H209ZM153 187H155V186H153ZM153 187H152V189H153ZM187 189L189 190V186ZM145 190L148 191L147 188ZM161 191H162V188H161ZM198 191L200 192L201 189H198ZM190 192H191V194L193 193L191 190H189L188 193L190 194ZM126 193L128 194V191H126ZM116 194H118V192ZM149 194H150V192L147 194L148 195L147 197L151 196ZM195 194H198V193H195ZM110 195H113V196H110ZM119 195H121V194H119ZM125 196H127V195H125ZM125 196H124V198H125ZM144 197H146V196H144ZM151 197H153V196H151ZM179 197H181V196L179 195ZM193 197H195V196H193ZM35 198H36V196H35ZM116 198H117V196H116ZM192 198L189 200L190 202H188V204L190 203V207H191ZM120 199H122V198H120ZM126 199H127V197H126ZM157 199H159V198H157ZM187 199H189V198H187ZM182 200H184V199H182ZM121 201H123V200H121ZM143 201H144V199H143ZM136 202L138 203V202H140V200L136 201ZM160 202H161V200H160ZM180 202H178V203H180ZM124 203H125V201H124ZM161 203H163V202H161ZM174 203H177V202L174 201ZM195 203H196V200H195ZM104 204H105V206H104ZM113 204H115V203L113 202ZM208 204H210V203H208ZM163 205H165V204H162V206ZM214 205H215V203H214ZM108 206H110V204ZM153 206L155 207L156 205H153ZM95 207H96V211L94 210ZM111 207H113V206H111ZM156 207H158V204ZM161 207H159V208H161ZM185 207L186 206H184V208ZM198 207H200V206H198ZM205 207H207V206H205ZM171 208H172V206H171ZM212 208L210 211H212ZM10 209L12 210V212H10L11 211ZM110 209H109V211H110ZM203 209H205V208H203ZM206 209H210V208L207 207ZM166 210H167L166 212H169L168 209H166ZM111 211H113V210H111ZM153 211H155V210H153ZM159 211H160L159 214H161L162 211L160 209H159ZM171 211H173V210H171ZM104 212L108 213V215H109V212H106V211H104ZM104 212L99 211L98 213H100V215H104ZM207 213L205 211L204 212L198 211L195 216L200 217V216L205 215ZM93 214H94V216H93ZM148 214H149V212H148ZM156 214H158V213H156ZM165 214L166 213H164V215ZM193 214H191V215L193 216ZM154 215H153V217H154ZM161 215H163V214H161ZM195 216L193 218H195ZM6 218H8L9 220ZM156 218L154 217V219H156ZM149 219H151V218L149 217ZM94 220L95 221L97 220V222H95ZM98 220L100 221V223L98 222ZM134 221L135 220H133L132 222H134ZM93 222L99 223V226L96 224L98 226V227H96L95 223H93ZM113 222H115V221H113ZM113 222H112V224H113ZM118 222H120V221H118ZM91 223H92V226H91ZM121 223H123V222H121ZM119 224H118V226H119ZM87 225L90 226L91 228L87 227ZM92 227L94 229H92ZM126 228H127V226H126ZM3 229H4V231H3ZM86 229L89 231H86ZM110 229H111V226H110ZM134 229H136V228L134 227ZM134 229H130L133 232L132 234L135 233L133 231ZM138 229H139V227H138ZM113 230H114V228H113ZM146 230H147V228H146ZM92 231H93V234L89 233ZM94 231H95V233H94ZM107 232H109V233H107ZM138 232H140V231H138ZM103 235L101 234L100 236L102 237ZM106 236H104V237H106ZM134 236L137 237V235H134ZM141 236H143V235H141ZM133 238L135 239V237H133ZM137 239H138V237H137ZM88 240H90V239H88ZM75 241H77V242H75ZM83 242L85 243V245ZM76 243H77V246L75 247L74 245H76ZM115 244H113V245L115 246ZM117 246H116V249L120 250L119 246L118 247ZM107 251H108V253H106ZM109 252H110V254H109Z\"/></svg>", "mask_w": 264, "mask_h": 264}]
</instances>
